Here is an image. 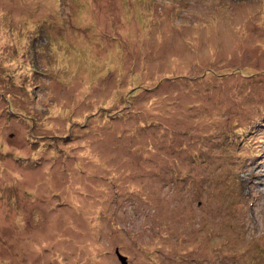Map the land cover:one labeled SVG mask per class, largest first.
<instances>
[{"label": "rangeland", "instance_id": "374dc122", "mask_svg": "<svg viewBox=\"0 0 264 264\" xmlns=\"http://www.w3.org/2000/svg\"><path fill=\"white\" fill-rule=\"evenodd\" d=\"M264 264V0H0V264Z\"/></svg>", "mask_w": 264, "mask_h": 264}, {"label": "water", "instance_id": "95a60500", "mask_svg": "<svg viewBox=\"0 0 264 264\" xmlns=\"http://www.w3.org/2000/svg\"><path fill=\"white\" fill-rule=\"evenodd\" d=\"M120 261L124 264L125 263V257H123L122 255H120L119 253H117Z\"/></svg>", "mask_w": 264, "mask_h": 264}]
</instances>
